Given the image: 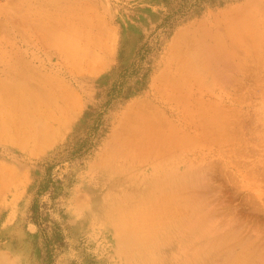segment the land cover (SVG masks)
I'll return each instance as SVG.
<instances>
[{
    "label": "rangeland",
    "instance_id": "obj_1",
    "mask_svg": "<svg viewBox=\"0 0 264 264\" xmlns=\"http://www.w3.org/2000/svg\"><path fill=\"white\" fill-rule=\"evenodd\" d=\"M232 13L253 19L245 29L258 38L243 44L247 56L231 57L223 31L231 24L237 31ZM203 28L213 31L206 44L196 40ZM220 56L235 61L226 78L217 70ZM200 57L216 73H204ZM15 59L35 71L23 84L9 77ZM195 81L199 87L191 88ZM185 89L197 94L185 105L193 129L179 137L165 119ZM0 95V264H176L179 244L190 264L264 258V0H0ZM144 120L163 124L165 144L176 147L171 154L186 144L188 153L174 157L176 182L168 185L172 179L164 174L152 178V154L150 163L131 165L115 187L122 162L105 167L113 141ZM153 137L144 138L147 146ZM145 177L167 190L159 194L154 185L146 197L143 181L138 203L156 207L168 229L161 240L152 231L154 244L146 240L147 248L156 245L155 259H132L124 248L129 232L147 235L155 223L121 216L126 202L114 191L132 190L131 180ZM172 218L181 223L180 242L170 246Z\"/></svg>",
    "mask_w": 264,
    "mask_h": 264
},
{
    "label": "bare ground",
    "instance_id": "obj_2",
    "mask_svg": "<svg viewBox=\"0 0 264 264\" xmlns=\"http://www.w3.org/2000/svg\"><path fill=\"white\" fill-rule=\"evenodd\" d=\"M73 5V3H64V2H59L58 3V6H60L61 8H64V7H73L72 6ZM74 7H75V5H74ZM64 14V13H63ZM234 13H232V15H233ZM75 15V14H74ZM231 15V16H232ZM74 17H76V16H74ZM225 17H227V16H225ZM231 18V17H230ZM233 19H235V21H236V23H237V25H238V27H237V31H235V25H234V28L232 27L231 28V25H230V28L229 27H226V28H224V34L226 35V40L227 41H229V42H231V44L230 45H232L230 48H232L233 49V56H231L232 58H235L237 55V57H240V55H244L245 54V56H247L250 52V49L248 50V49H246L245 47H244V45L246 44V43H250V42H253V41H257V38H258V36H257V34H255V33H253V32H251V33H249L248 32V30L247 29H245V27H248V25H250V22H252L253 21V19H251L250 17H242V15H233V17H232ZM76 19V18H75ZM28 20V19H27ZM19 22H17L16 23V26L17 27H19V26H23V25H21L22 24V22L20 21V20H18ZM24 21V20H23ZM230 22V21H229ZM49 23V22H48ZM231 23V22H230ZM23 24H24V22H23ZM62 24H64V23H62ZM88 24V23H87ZM74 25V24H73ZM202 25H204V24H202ZM229 25V24H228ZM61 26V25H60ZM76 26V25H75ZM222 26V25H221ZM24 27V26H23ZM225 27V26H224ZM250 27V26H249ZM47 28V27H46ZM45 27H43V26H41V27H39L37 30H39L40 32H41V35L44 37V36H46V35H44L43 33H45L46 31H47V29H46ZM21 29H19V31H20ZM203 31H202V33L203 34H201V33H198V35H200V36H198L197 38H196V40H197V42H199L200 44H204L205 42H208V41H212L213 39H212V29L210 30V29H206V28H203L202 29ZM253 30V29H252ZM211 31V32H210ZM212 33V34H210L209 36H206L207 35V33ZM255 32V31H254ZM234 33H236V34H234ZM189 34V33H188ZM227 34H228V37H227ZM187 35V34H186ZM195 35V34H194ZM216 36V39H217V35H218V33L217 34H215ZM221 36V35H220ZM42 37V38H43ZM209 37H210V39H209ZM219 37V36H218ZM41 38V39H42ZM46 38V37H45ZM45 38H43V42H44V40H45ZM192 38V37H191ZM223 40H224V37L222 38ZM48 40V39H47ZM194 40V39H193ZM25 41L26 42H29V40H27V39H25ZM41 41V40H40ZM46 41V40H45ZM183 41V40H182ZM181 41V42H182ZM214 41H215V38H214ZM214 41L211 43V44H213L214 43ZM217 41V40H216ZM226 41V42H227ZM42 41H41V43H43ZM183 42H185V41H183ZM182 42V43H183ZM195 42V41H194ZM224 42V41H223ZM23 43V42H22ZM40 43V44H41ZM257 43V42H256ZM46 44V43H45ZM206 44V43H205ZM210 44V43H209ZM208 44V45H209ZM225 45H226V43H224ZM229 44V43H228ZM244 44V45H243ZM186 46V45H185ZM188 46H189V44H188ZM215 46V45H214ZM255 46V45H254ZM45 46H43V48H44ZM47 47V46H46ZM257 47V46H256ZM15 48V47H14ZM191 48V47H190ZM193 48V47H192ZM249 48V47H248ZM202 49V48H201ZM210 49V48H209ZM253 49V48H252ZM251 49V50H252ZM193 50V49H192ZM208 50V49H207ZM207 50H205V51H207ZM215 50V49H214ZM213 49H212V51H214ZM225 50H226V48H225ZM66 51V50H65ZM203 51H204V49H203ZM216 51V50H215ZM218 51V50H217ZM222 51H223V48H222ZM229 51V50H228ZM255 51V50H254ZM60 52H62L61 50H60ZM59 52V54L57 53V54H53L52 55V57L53 58H56L57 56H59V55H62L61 53ZM67 53H68V49H67V51H66ZM180 52V51H179ZM226 52V51H225ZM63 53V52H62ZM211 53V52H210ZM252 53V52H251ZM180 54V53H179ZM206 54V53H205ZM225 54V53H224ZM181 55V54H180ZM183 55V54H182ZM188 55H189V53H188ZM187 55V56H188ZM196 55V54H195ZM230 55V54H229ZM227 56L228 58H230V56ZM15 56V55H14ZM17 56V55H16ZM185 56H186V54H185ZM208 56V55H207ZM206 56V57H207ZM214 56V55H213ZM187 58V57H186ZM228 58H226V57H224L223 56V59H222V57L220 56L219 58H217V59H215V60H217L218 62H219V64H220V67L217 69L218 71H219V75H220V72L223 74V75H225V77L224 78H226V76H228L230 73H231V71H233L235 68H236V66L234 65V62L235 61H231L230 59H228ZM15 60H17V59H15ZM188 60H190V59H188ZM195 60V59H194ZM214 60V61H215ZM196 61V60H195ZM12 62V61H11ZM186 63H187V61H185ZM198 64H200L201 66H202V69H203V72L206 70V71H212L213 73L212 74H214V73H216V68H214V69H212L211 68V64L209 63V61H208V59H205V60H203V57H200V59L199 60H197L196 61ZM210 62H211V60H210ZM14 63H16V64H14L13 66H12V68H11V66H8L9 68L7 69L8 70V72H9V77H12V80H13V82H15V81H19L18 82V84H23V81H27L28 80V78H30L31 77V73H32V70H33V72H35L34 71V68H33V65L32 66H29L28 64H27V62H26V60H22V59H18L17 61H15ZM30 63H32V62H30ZM184 63V62H183ZM193 63V62H192ZM214 63V62H213ZM178 64V63H177ZM215 64V63H214ZM177 67V66H176ZM215 71V72H214ZM30 72V73H29ZM179 72V74H181V75H183V73H185V72H183V71H178ZM205 73V72H204ZM217 74H218V72H217ZM29 75H30V77H29ZM177 76H178V74H177ZM4 77H6V76H4ZM8 77V78H9ZM211 77V76H210ZM7 78V77H6ZM173 78H176V77H173ZM218 78V77H217ZM217 78H216V80H217ZM31 79V78H30ZM183 79V78H182ZM212 79H214V78H212ZM11 81V80H10ZM207 81V80H206ZM210 81V80H209ZM39 82V81H38ZM186 82V81H185ZM217 82V81H216ZM42 83V82H41ZM45 84H46V82H44ZM184 83V82H183ZM188 83V82H187ZM191 83V82H190ZM195 83H197L196 81H195ZM200 83V82H199ZM43 84V83H42ZM44 84V85H45ZM174 85V84H173ZM217 85V84H216ZM47 86V85H46ZM180 86V85H179ZM209 86V85H208ZM211 86V85H210ZM173 87V86H172ZM176 87V86H175ZM174 87V88H175ZM189 87V86H188ZM197 87H199V84L197 83V86H195V87H192L191 86V88H197ZM202 87V86H201ZM182 88V87H181ZM202 88H205V87H202ZM11 90H12V87L10 88ZM21 89V88H20ZM33 88H30L29 89V91H31ZM50 89V88H49ZM208 89V88H207ZM13 90L14 91H17L18 90V87H17V83L14 85V88H13ZM178 90V89H177ZM186 90V89H185ZM210 90V89H209ZM212 90V89H211ZM197 91V90H196ZM176 92V91H175ZM176 93H178V92H176ZM180 93L183 95L181 98L180 97H177V98H175V99H172V101H173V103L175 104V108H172L170 111H167L169 114H170V117H171V120H170V118H168V117H166V119H165V122H167L168 124H165L167 127H168V125H169V128H168V131L169 132H173L176 136H188V133L193 129V127H192V124H191V122L190 121H192V119L190 120V118H189V116H187V114H186V110H187V107L185 106L186 105V102H191V101H196V100H194L195 99V97L197 96V94L196 93H194L193 95L191 94L192 93V91H190L189 89L188 90H186L185 92L184 91H180ZM208 93V92H207ZM171 94V93H170ZM213 94V93H212ZM210 95V94H209ZM215 95V94H214ZM1 96V95H0ZM34 96V95H33ZM207 96V95H206ZM213 98V97H212ZM161 99H163L162 98V96H161ZM211 99V98H210ZM204 100H206V99H204ZM215 100V99H214ZM163 101V100H162ZM212 102H213V100H212ZM18 103V102H17ZM148 103V102H147ZM157 103V102H156ZM155 103V104H156ZM161 103H163V102H161ZM165 103V102H164ZM172 103V104H173ZM145 104V103H144ZM196 104H197V102H196ZM212 104V103H211ZM151 105V104H150ZM189 105V104H188ZM199 105V104H198ZM214 105V104H213ZM23 106H24V104H23ZM139 106V105H138ZM196 106V105H195ZM218 106V105H217ZM135 107V106H134ZM142 107H144V106H142ZM151 107V109H152V105L150 106ZM191 107H192V105H191ZM133 108V107H132ZM139 108H140V106H139ZM154 108V107H153ZM158 108V107H157ZM203 108V107H202ZM202 108H201V110H202ZM32 109V108H31ZM137 109V108H136ZM147 109V108H146ZM150 109V108H149ZM196 109V108H195ZM204 109V108H203ZM20 110V109H19ZM22 110V109H21ZM153 110V109H152ZM163 110V109H162ZM198 110H199V108H198ZM205 110V109H204ZM204 110H203V112H204ZM22 111H24V110H22ZM21 111V112H22ZM136 111V110H135ZM138 111H139V109H138ZM137 111V112H138ZM144 111V110H143ZM164 111V110H163ZM200 111V110H199ZM18 112V111H17ZM37 112V111H36ZM128 112V111H127ZM153 112H155V111H153ZM192 112V111H191ZM39 113V112H38ZM198 113V112H197ZM129 114L130 113H127V115H128V117H129ZM136 114V112L134 113V116H136L135 115ZM140 113H138L137 114V116H140L139 115ZM145 114V113H144ZM157 114V113H156ZM156 114H155V116H156ZM167 114V113H166ZM199 114V113H198ZM147 116H148V114H146ZM188 115H190V114H188ZM192 115H194V114H192ZM208 115V114H207ZM4 116V115H3ZM39 116H41V115H39ZM43 116V115H42ZM41 116V117H42ZM158 116V115H157ZM156 116V117H157ZM14 117V116H13ZM126 118L127 120H129V118ZM160 117H161V115H160ZM40 118V117H39ZM136 118V117H135ZM153 118H154V116H153ZM158 119H160L159 118V116L157 117ZM162 118V117H161ZM191 118H193L192 116H191ZM52 119V118H51ZM54 119V118H53ZM134 119V118H133ZM150 119H151V117H150ZM207 119V118H206ZM136 120H138L137 118H136ZM146 120V119H145ZM145 120L143 121V123L141 124V123H139V122H137V123H139V124H141V126H137L138 124L137 123H133V125L131 126L130 124V126H131V128H130V134L132 133V135H125V137H118V139H116L115 137V139H116V142H114L113 141V146L111 147L112 148V150H113V152L111 153V159H110V161L105 165V167H109L110 165H112L113 167H114V163L115 162H117V161H121L122 163H121V167H120V170L118 171V173H116V175H118V176H116L115 178H116V182H115V187H117V185H119V184H121L122 183V185H123V183H124V180H122L121 179V177H123V175L125 174V172L126 171H128L129 169H130V167H131V165H134V164H136V165H138V167H141V165H143V164H146V163H150V161H151V158L152 157H154V160H156V163L154 164V165H150L151 167V170H152V173H151V175H152V178H155L156 176H159V175H161V174H164V175H168V178L171 180L170 181V184H168V185H172L173 186V184L176 182V181H174L173 180V178H174V173H173V169H175L174 167H175V163L176 162H174V157H176L175 155H179V156H177V157H181L182 155L184 156L186 153H188V149H187V147H186V144H184V147H180L181 149H179V150H176V151H174V153L173 154H171V149H175V148H171V147H169L170 145H166L165 143V141L164 140H166V139H168L167 138V136H169V135H167V133L163 130L164 129V126L163 127H161L162 125H160L159 124V126H156V125H158V123H155V126L153 127L152 125H149V124H147L146 122H145ZM156 120V119H155ZM205 120V119H204ZM211 120V119H210ZM141 121H142V119H141ZM202 121V120H201ZM208 121V120H207ZM206 121V124L208 123ZM123 122V121H122ZM126 122V121H125ZM132 122V121H131ZM130 122V123H131ZM152 122V121H151ZM157 122H159V120H157ZM165 123L164 122V119L162 118V120L160 121V123ZM45 123V122H44ZM148 123H150V121L148 122ZM196 123V122H195ZM198 123H201V122H198ZM209 123H210V121H209ZM202 124V123H201ZM204 124V123H203ZM126 125V124H125ZM128 125V124H127ZM208 125V124H207ZM211 125V124H210ZM49 126V125H48ZM206 126V125H205ZM12 127V126H11ZM121 127H122V124H121ZM196 127V126H195ZM209 127V126H208ZM122 128H125V126H123ZM127 128V127H126ZM166 128V127H165ZM201 128V127H200ZM220 128V127H219ZM167 129V128H166ZM198 129V128H197ZM210 129H211V127H210ZM22 130V129H21ZM23 132V131H22ZM118 133V132H117ZM124 133V132H123ZM210 134L212 133V131L211 132H209ZM173 134V135H174ZM13 135V134H12ZM16 135V134H15ZM26 135V134H25ZM123 135V134H122ZM153 135H155V137H153V138H155V139H151V141H153V144H152V146H147V144H145V142H144V138H147V137H152ZM121 136V135H120ZM140 136H143L142 138H140ZM179 136V137H180ZM175 137V136H174ZM178 137V138H179ZM202 137H203V135H202ZM210 137V136H209ZM140 138V139H139ZM177 138V137H176ZM187 139H188V137H186ZM185 138V139H186ZM191 138V137H190ZM208 138V137H207ZM171 139V138H170ZM179 139H181V138H179ZM183 139H184V137H183ZM185 139H184V142H185ZM187 139H186V141H187ZM150 141V142H151ZM175 141H177V140H175ZM175 141H173V142H175ZM181 141V140H180ZM193 141V140H192ZM163 142V143H162ZM172 142V141H171ZM171 142H169V143H171ZM182 142H183V140H182ZM183 142V143H184ZM188 142V141H187ZM162 143V144H161ZM169 143H167V144H169ZM179 143H181V142H179ZM194 143H196V141L194 142ZM175 144V143H174ZM189 143H187V145H188ZM190 144H191V142H190ZM176 146H177V144H175ZM198 145V144H197ZM196 145V146H197ZM172 146V145H171ZM219 146V145H218ZM168 147V148H167ZM200 147V146H199ZM108 148V147H107ZM119 148H124V150L122 149V150H119ZM179 148V147H178ZM194 148V147H193ZM108 151V150H107ZM191 151H194V150H192L191 149ZM137 153H143V154H137ZM200 153V152H199ZM154 155V156H151V155ZM107 155V154H106ZM183 161H186V160H183ZM119 164V163H118ZM184 165H186V162H184ZM144 166V165H143ZM176 178V180H177V177H175ZM147 180H149V179H147V177H145V180L143 179L142 181H140V182H137V181H135V180H131L132 182H130L131 184H132V187H133V189L132 190H127V189H125V188H123L122 186H120L119 188H120V190H116V191H114V192H117V191H120V193L122 194L121 196L123 197V202L125 201L126 203H125V205H123V206H120V210H119V214L122 216H125L126 215V217H129V219L130 218H134V217H145L146 219H150L151 221H154V223L155 224H152L153 225V227H152V229H150V231L149 232H147L148 234L147 235H144V233H142L141 231H139V230H134L133 231V233H130L129 232V234H131L130 235V239H128V241H126V243H125V246H124V248H125V250H126V254H128V256H130L132 259L133 258H135L136 256H149L150 258H152V259H155V256H156V248H155V246L154 245H152V246H149V248H147V246H145V245H148V244H146V240L148 239V238H151V243H153L154 241H155V238L156 237H154L153 236V233H156L157 234V237L159 236V238L158 239H160L161 237H163V236H166L167 235V232H166V229H165V227H164V222H163V220L162 221H159V219L158 218H160V216H158V213H156L157 212V208L156 207H154V208H156L155 210H154V208H152L151 206H150V209H148V208H146V210H144L142 207L144 206V205H142V204H139L138 203V199L139 198H142L143 196L142 195H144L145 194V192L144 191H147V193H146V197H148L147 195H152L153 193L152 192H150V188L152 187V186H157V189H158V193L159 194H162V193H164V192H166V190H167V188L164 186V187H160L159 186V182L158 181H155V180H153L152 182L151 181H148V182H150V183H147ZM167 180V179H166ZM179 180V179H178ZM144 181V182H143ZM144 183V185L146 184V186H147V188L146 189H144V191L142 192V190H140V184L141 183ZM138 183H139V185H138ZM158 183V184H157ZM183 183V182H182ZM161 184V183H160ZM139 187V188H138ZM186 187V186H185ZM185 187H183V189L185 188ZM174 188V187H173ZM189 188V187H188ZM173 191H175V189H173ZM176 193V192H175ZM178 193V192H177ZM176 193V194H177ZM175 194V195H176ZM165 195H166V193H165ZM179 195V194H178ZM177 195V196H178ZM182 195V194H181ZM187 195V194H186ZM153 196V195H152ZM170 195H168V197H169ZM133 197H136L134 200H133V204H129V201L133 198ZM145 197V196H144ZM194 198V197H193ZM174 199H176V198H174V197H172V198H170V202L171 203H174L175 202V200ZM184 199V198H183ZM152 200V199H151ZM167 201H168V199H167ZM168 201V202H169ZM123 202H121V203H123ZM152 202V201H151ZM157 203H159V202H157ZM161 203V202H160ZM164 203H166V202H164ZM186 203V202H185ZM192 203V202H191ZM154 206H156L155 204H153ZM162 205V204H161ZM166 205V204H165ZM178 205V204H177ZM187 207V206H186ZM143 209V210H141V209ZM172 208V207H171ZM174 208V207H173ZM181 208H183L184 209V207H181ZM190 208V207H189ZM188 208V209H189ZM168 209V208H167ZM191 209V208H190ZM202 209V208H201ZM198 210V209H197ZM162 211H163V209H162ZM171 211V210H170ZM173 211V210H172ZM187 211H189V210H187ZM199 211V210H198ZM165 212H166V210H165ZM191 212V211H190ZM161 213V211H159V214ZM171 213V212H170ZM176 213V212H175ZM185 214H187V213H185ZM173 216V215H172ZM186 218H188V216H186V217H184V219H186ZM165 219V218H164ZM174 220L175 219H171V220H167L168 221V224H171V225H173V224H175L174 223ZM180 220V219H179ZM187 221H188V219H187ZM166 222V221H165ZM170 222V223H169ZM144 224V225H143ZM143 224H142V226H147L148 224L147 223H145V221L143 222ZM203 224V223H202ZM178 225H181V223H177V224H175V225H173V227H170L169 229L170 230H172V231H175V233L176 234H169V237L168 238H173L172 239V241H171V245L170 246H173V244L176 242V240H177V242L179 243L180 242V239H178V234L180 233L179 231H178V229L180 228ZM150 226V225H149ZM148 226V227H149ZM148 227H146V228H148ZM116 228H118V227H116ZM167 228V227H166ZM168 229V228H167ZM152 231H153V233H152ZM171 232V231H170ZM153 236V237H150V236ZM212 239V238H211ZM161 240V239H160ZM148 242V241H147ZM149 243V242H148ZM154 244V243H153ZM151 245V244H150ZM177 248H179L180 249V253L178 254V258H176L175 259V262H176V264H190L188 261H186V255H187V253L185 252V249L184 248H182L181 249V246H180V244H179V247H177ZM139 251V253H140V255H136V252H138ZM260 251V250H259ZM123 252V251H122ZM264 254V253H263ZM257 255V254H256ZM158 257V256H157ZM162 257V256H161ZM250 257V256H249ZM248 257V258H249ZM136 259V258H135ZM132 261V260H131ZM138 262H140V261H138ZM222 262V261H221ZM260 262V263H259ZM223 263V262H222ZM226 263V262H225ZM264 264V258H262V259H260L258 262H255V256H254V261H253V264ZM133 264V263H132ZM217 264V263H216Z\"/></svg>",
    "mask_w": 264,
    "mask_h": 264
}]
</instances>
